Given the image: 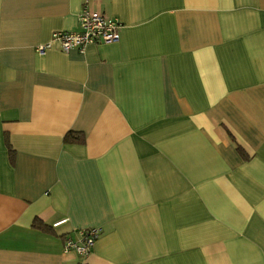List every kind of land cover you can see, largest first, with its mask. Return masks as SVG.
<instances>
[{"label": "crops", "instance_id": "0c3cea01", "mask_svg": "<svg viewBox=\"0 0 264 264\" xmlns=\"http://www.w3.org/2000/svg\"><path fill=\"white\" fill-rule=\"evenodd\" d=\"M0 264H264V0H0Z\"/></svg>", "mask_w": 264, "mask_h": 264}, {"label": "built area", "instance_id": "2783aa9c", "mask_svg": "<svg viewBox=\"0 0 264 264\" xmlns=\"http://www.w3.org/2000/svg\"><path fill=\"white\" fill-rule=\"evenodd\" d=\"M79 30L54 31L51 40L38 44L36 52L43 54L53 41H57L63 51L77 48L83 52L89 43H113L119 40L118 28L120 23L115 17L94 10L84 4L78 14ZM56 224V223H54ZM100 232L99 227H89L80 230V240L64 241L65 249H73L81 255L89 253Z\"/></svg>", "mask_w": 264, "mask_h": 264}, {"label": "trees", "instance_id": "16d2710c", "mask_svg": "<svg viewBox=\"0 0 264 264\" xmlns=\"http://www.w3.org/2000/svg\"><path fill=\"white\" fill-rule=\"evenodd\" d=\"M75 133H73L72 131H68L65 135H64V141L66 142H82L84 140V137L82 135L75 136ZM10 152L12 153V149H10ZM32 225L34 227H37L39 229L42 230H49V228L47 227L46 224H44L40 219L35 218L32 222Z\"/></svg>", "mask_w": 264, "mask_h": 264}]
</instances>
